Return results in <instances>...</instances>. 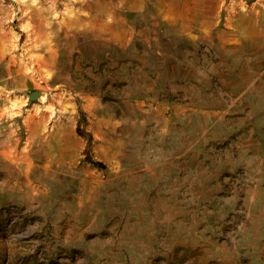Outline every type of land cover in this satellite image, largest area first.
I'll return each mask as SVG.
<instances>
[{"label":"rangeland","instance_id":"rangeland-1","mask_svg":"<svg viewBox=\"0 0 264 264\" xmlns=\"http://www.w3.org/2000/svg\"><path fill=\"white\" fill-rule=\"evenodd\" d=\"M0 264H264V0H0Z\"/></svg>","mask_w":264,"mask_h":264},{"label":"water","instance_id":"water-1","mask_svg":"<svg viewBox=\"0 0 264 264\" xmlns=\"http://www.w3.org/2000/svg\"><path fill=\"white\" fill-rule=\"evenodd\" d=\"M38 95V93H35L31 96V98H35Z\"/></svg>","mask_w":264,"mask_h":264},{"label":"trees","instance_id":"trees-1","mask_svg":"<svg viewBox=\"0 0 264 264\" xmlns=\"http://www.w3.org/2000/svg\"><path fill=\"white\" fill-rule=\"evenodd\" d=\"M88 160H89V158H88ZM97 165H99V166H102V164L101 163H96Z\"/></svg>","mask_w":264,"mask_h":264}]
</instances>
